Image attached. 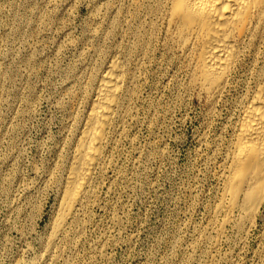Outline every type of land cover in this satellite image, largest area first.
<instances>
[{
  "label": "rangeland",
  "instance_id": "1",
  "mask_svg": "<svg viewBox=\"0 0 264 264\" xmlns=\"http://www.w3.org/2000/svg\"><path fill=\"white\" fill-rule=\"evenodd\" d=\"M154 1L0 0V264H44L76 143L113 60L125 69L127 116L46 264H264V203L243 232H222L216 213L264 48L211 106L166 36V0Z\"/></svg>",
  "mask_w": 264,
  "mask_h": 264
},
{
  "label": "bare ground",
  "instance_id": "2",
  "mask_svg": "<svg viewBox=\"0 0 264 264\" xmlns=\"http://www.w3.org/2000/svg\"><path fill=\"white\" fill-rule=\"evenodd\" d=\"M162 3L163 1L160 3L161 6ZM162 12L166 36L168 35L170 39L168 42L181 50L182 56L189 64L192 86L197 89L198 94L206 97L211 106L216 104L225 93L232 76H235L233 74L242 67L245 59L248 57L257 63L261 48H264V0H166ZM120 62L113 60L101 74L94 91L95 96L89 107L87 120L83 128L81 127L80 137L66 174L58 218L57 221L55 220L53 234L51 233L46 246L44 264L54 258L56 252L54 250L68 232L70 221L76 218L85 198L92 193L97 174L105 171L108 162L105 160L107 155L105 152L111 140V131L117 123L120 125L125 115L127 116L124 103L129 91L124 92L126 73ZM262 72L264 70H258L259 79L255 81V88H252L242 100L238 121L236 125L234 124L233 139L228 148V159H226L228 162L225 160L226 171L223 167L225 171L223 200L216 213L225 214L221 223L224 233L226 226L230 224H233L238 232L247 231L255 226L264 203V73ZM204 237L206 239V236Z\"/></svg>",
  "mask_w": 264,
  "mask_h": 264
}]
</instances>
